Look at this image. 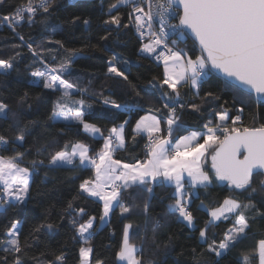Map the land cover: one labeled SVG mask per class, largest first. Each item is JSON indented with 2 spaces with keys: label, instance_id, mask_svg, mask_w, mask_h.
Segmentation results:
<instances>
[{
  "label": "snow or ice",
  "instance_id": "6c2138e0",
  "mask_svg": "<svg viewBox=\"0 0 264 264\" xmlns=\"http://www.w3.org/2000/svg\"><path fill=\"white\" fill-rule=\"evenodd\" d=\"M5 3L6 0H0V5ZM56 4L57 0H21L12 12L0 16V25H7L20 41L12 45V54L8 58H0V77H7L17 70V61L26 47L33 56V63L42 65L30 72L32 83L42 85L35 101L46 99L49 93H59L47 110L43 126L62 123L57 135L76 127L78 133L82 131L103 143L93 151L82 140L69 139L52 152H48L49 145L45 143L35 152L41 157L47 153V163L44 159H34L29 166H22L26 153L19 149L41 125L33 120L22 122L9 103L0 99V121L11 119L8 131L15 133L10 137L6 132H0V151L6 152L11 146L13 152L0 155V210H3L0 215L10 208L27 204L31 198V177L38 168L91 171V175L80 179L76 195L66 202L59 213V221L54 222L46 211L44 219L34 225L23 240L21 219H12L10 226H5L0 242V264H67L66 245L59 249L45 248L30 259L26 258L27 253L38 246L41 237L51 239L65 219L73 233L71 243L78 245L75 264H93L95 248L92 240L99 227L108 224L117 207L121 209V218L127 219L134 209L149 218L157 186L172 190L164 216L174 217L192 234L198 232L194 235L197 245L191 250L192 264H221L223 258L248 236L252 225L264 221V123L249 126L243 121L246 108L264 109V0H112L107 5L106 18L102 22L106 26L105 34L100 40L108 41L114 32L119 35L122 30H134L139 42L138 59L163 64L162 78L153 76L147 82L148 88H138L129 78L130 60L111 48L101 49L108 56L105 79L128 83L137 97L142 93L159 94V99L149 103L146 114L136 120L131 130L132 145L137 143V137H146L143 158H134V162L115 158V153L128 149V119L102 129L89 122L87 116L94 103L110 111L113 118L121 111L131 112L141 105H129L112 95H105L103 87L98 93H89L91 80L88 86L81 87L67 79L83 48L66 47L62 40L51 36L47 44H54L58 49L34 46L17 31L24 24L29 28L46 25ZM122 8L128 11L122 13ZM177 18L178 23H170ZM79 20L80 17L74 16L70 23ZM83 24L90 25V20L83 19ZM185 29L194 38L192 54L177 48L176 40L169 45L170 34L179 32L183 35ZM59 49L65 53L62 57ZM53 52L49 63L44 53ZM209 69L220 73L225 78V87L237 93V98L232 101L236 114L230 115L229 109L221 105L222 110H213L212 118L202 124L201 130L187 131L181 123L186 108L202 115L204 104L220 100V96L212 91L200 96ZM148 89H155V93ZM184 89L191 92L192 100L182 101V96L187 94ZM75 93H79L80 98H76ZM88 99L93 102H87ZM196 99L201 103H196ZM29 100V93L25 91L16 103L27 104L31 109L33 105ZM256 118L254 116L253 120ZM178 130L187 131V134L174 139ZM47 178L46 172L44 179ZM73 179H79V176ZM214 185H226L228 194L206 203ZM200 190L205 199H200ZM81 198L101 205L100 225L96 223L97 215H90L86 207L76 205ZM195 200L200 202L193 209ZM197 212L206 214L202 225ZM223 221H229L230 227L219 237L215 232L210 235V229L219 227ZM162 227L161 220L157 219L151 237L145 233L139 237L141 243L137 244L133 241L132 224L125 223L115 251V264H145L144 242L151 240L154 248L159 250L158 233ZM172 244L173 237L169 235L163 244L164 250ZM257 257L258 264H264V236L255 239L252 249L241 253L240 264H255ZM95 264H105V261L95 259ZM148 264L155 262L148 261Z\"/></svg>",
  "mask_w": 264,
  "mask_h": 264
},
{
  "label": "trees",
  "instance_id": "16d2710c",
  "mask_svg": "<svg viewBox=\"0 0 264 264\" xmlns=\"http://www.w3.org/2000/svg\"><path fill=\"white\" fill-rule=\"evenodd\" d=\"M20 2L21 0H6L5 4L0 5V16L12 12L14 6ZM111 2L112 0H57L56 10L48 18L46 25L37 24L29 28L27 24H24L22 27H18L17 31L24 36L26 41L30 40L34 46L46 45L48 48L58 49V46L54 44H47V39L51 36L52 39L62 40L66 47L83 48V52L73 65L71 74L66 77L67 79L73 83H78L81 87L88 86V82L91 80L92 85L89 93H98L103 87L105 95H112L118 101L126 102L129 105H141V107L134 108L131 112L121 111L113 118L110 111L103 108L101 104L94 103L93 109L87 116L89 122L97 124L102 129L111 127L113 123L117 124L128 119L130 123L127 125L126 135L129 138V146L127 151L115 153V158L121 159L124 162H134V158H143V148L146 142V137H137V143L132 145L130 137L134 121L146 111L150 102L155 103L159 99V94L155 93V89H148L151 93H155V95H144L142 93L141 97H137L128 83L120 80L105 79L104 72L106 71L108 56L101 49L105 47L111 48L130 60L129 78L132 84L137 85L138 88H148L147 82L153 76H160L162 78L163 70L161 64H156L150 59H138L137 49L139 48V42L134 31L131 29L122 30L119 35L114 32L112 37L106 42L100 40V37L105 34L106 26L102 22L106 18L107 5ZM121 11L122 13H126L128 9L122 8ZM74 16L80 17V20L72 24L70 21ZM85 18L90 20V25L85 26L83 24V19ZM19 42L18 38L12 35L8 27L0 28V58H8L12 54V45ZM93 45L96 47H93ZM177 46L192 54L191 50L194 48V42L184 33L176 44ZM59 52L60 57L65 55L62 49H59ZM54 54L55 52L44 53L49 63H51V56ZM60 57L57 58L58 61ZM41 67L42 65L38 62L33 63V56L25 47L21 57L17 61V70H14L7 77H0V99L9 103L13 110L17 112V116L22 122L33 120L38 121L41 125L32 132V135L28 136L27 142L19 149V151L26 153L22 166H29L34 159H44L45 163H47V153L41 157L35 152L37 147L45 143L49 145L48 152L58 150L69 139L82 140L89 144L93 151L98 149L103 143L101 139H93L82 131L78 133L76 127L65 129L63 135H57L59 129L62 127V123L50 124L47 127L43 126L47 110L51 107L52 100L59 93H49L46 99L40 102L35 101L36 95L42 91V85L38 86L32 83L30 72ZM25 91L29 93V102L33 105L31 109L28 108L27 104L20 106L16 103L17 98L23 95ZM183 91L187 93L181 98L183 102L193 99L191 92H188L187 89ZM208 91H212L220 96V100L204 104L202 115L186 108L182 114L181 123L186 126L187 130L201 129L202 124L207 119L212 118L213 110H222L221 105L229 109L230 115L234 116L236 114L235 109L232 107V101L234 98H237V93L230 88H226L224 80L210 70L200 90V96L203 97ZM74 95L76 98H80L79 93H75ZM225 101L228 103L225 104ZM87 102L92 103L93 101L88 99ZM195 102L201 103L199 99H196ZM155 106L159 107L160 105L155 104ZM257 112H259L258 116ZM254 116L257 117L255 120H253ZM243 121L244 124L249 126H259L260 123H264V109L258 110L255 107L246 108L243 113ZM11 122V119L8 122L0 121V132H6L10 137L15 134L13 131H8V124ZM228 123L231 124V121ZM181 132L184 131L178 130L175 134ZM41 134L43 135L41 136ZM104 134L107 135V132L105 131ZM37 137L41 138L37 140ZM11 154H13L11 146H9L6 152L0 151V155ZM46 172L48 176L47 180L44 179ZM89 175H91L90 170L78 172L75 169L61 168L48 171L46 167L38 168L31 177V198L27 204L16 209L10 208L7 212H3L0 215V242L3 241L5 226H10L12 219L19 218L23 221L22 240L28 236L34 225L44 219L46 211L50 213L51 219L54 222L59 221V213L66 202L76 195L80 179L86 178ZM77 176H79V179H73ZM256 179L258 180L260 177H256ZM171 191V189L160 186L155 188V196L152 200L149 218H146L137 209H134L127 219L121 218V209L117 207L111 214L108 224L100 226L92 240L95 248L93 263L95 259H102L105 261V264H115V251L119 247L125 223L132 224L133 241L139 244L141 243L139 239L141 235L146 233L151 237L153 223L159 219L163 224L158 233L161 248L156 250L151 244V240L144 242L143 259L145 264H148V261H153L155 264H192L191 250L197 245L194 235H198V232L192 234L188 228L177 223L174 217L164 216L166 205L170 203ZM210 191L211 196L205 201L206 203L209 200L222 199L228 194L226 185H214ZM200 199H205L203 190H200ZM199 202V200L194 201L193 209H195ZM129 203H133V201L129 200ZM76 205L86 207L90 215H97L96 223L99 225L100 204L93 203L91 200L85 201L81 198L76 201ZM2 211L0 210V212ZM197 216L199 224L202 225L203 221L207 218L206 214L197 212ZM228 227H230L229 221L220 222L219 227L210 229L209 234L211 235V233L215 232L219 237ZM72 234L70 226L65 219L63 226L57 230L56 234L51 239L42 236L38 246L31 249L27 253L26 258L30 259L45 248L59 249L61 246L66 245L67 264H75L77 258L76 248L78 245L71 243ZM169 235L173 237V244L165 251L163 244L167 241ZM262 236H264V221H258L252 225L248 236L223 258L221 264H240L241 253L252 249L255 239ZM197 250L199 251V249ZM208 259L210 261L211 258ZM257 261L258 257L255 264H257Z\"/></svg>",
  "mask_w": 264,
  "mask_h": 264
},
{
  "label": "built area",
  "instance_id": "2783aa9c",
  "mask_svg": "<svg viewBox=\"0 0 264 264\" xmlns=\"http://www.w3.org/2000/svg\"><path fill=\"white\" fill-rule=\"evenodd\" d=\"M67 1H73V0H67ZM170 23H173V24L178 23V18H177V19H173V20H171ZM2 27H7V25H0V28H2ZM133 31H134V30H133ZM181 36H182V35H180L179 32H177L176 34H170L169 45L171 46V43H172L173 40H176L177 43H178V41H179V39L181 38ZM175 46H176V45H175ZM152 61H153L154 63H156V64H161V62H158V61H155V60H152Z\"/></svg>",
  "mask_w": 264,
  "mask_h": 264
},
{
  "label": "water",
  "instance_id": "95a60500",
  "mask_svg": "<svg viewBox=\"0 0 264 264\" xmlns=\"http://www.w3.org/2000/svg\"><path fill=\"white\" fill-rule=\"evenodd\" d=\"M184 33H185L187 36H189V37L192 39V41L194 42V38L192 37L190 31H188L187 29H185V30H184ZM209 70H210L211 72H213L214 74H216L217 76H219L221 79L225 80V78H224L220 73L216 72L215 70H211V69H209Z\"/></svg>",
  "mask_w": 264,
  "mask_h": 264
},
{
  "label": "rangeland",
  "instance_id": "374dc122",
  "mask_svg": "<svg viewBox=\"0 0 264 264\" xmlns=\"http://www.w3.org/2000/svg\"><path fill=\"white\" fill-rule=\"evenodd\" d=\"M177 48H179L178 46H177ZM161 66H162V70H163V64L161 63ZM139 118V117H138ZM136 121V120H135ZM135 121H134V123H135ZM121 123V122H120ZM117 124H119V123H117ZM133 126H134V124H133ZM191 130H201V129H188L187 131H191ZM187 131H184V132H181V133H179V134H174V139L175 138H179V136L180 135H186L187 134ZM100 225V224H99ZM93 264H95V262L93 263Z\"/></svg>",
  "mask_w": 264,
  "mask_h": 264
},
{
  "label": "crops",
  "instance_id": "0c3cea01",
  "mask_svg": "<svg viewBox=\"0 0 264 264\" xmlns=\"http://www.w3.org/2000/svg\"><path fill=\"white\" fill-rule=\"evenodd\" d=\"M31 80H33V78L31 77ZM146 114V111L145 112H143L140 116H143V115H145ZM140 116H139V118H140ZM139 118H137L136 120H138ZM136 122V121H135ZM134 125H135V123H134ZM134 127V126H133ZM99 224H100V221H99ZM257 264H258V261H257Z\"/></svg>",
  "mask_w": 264,
  "mask_h": 264
}]
</instances>
